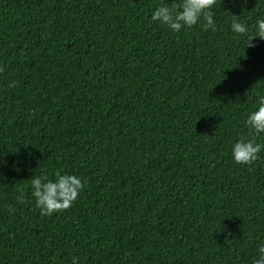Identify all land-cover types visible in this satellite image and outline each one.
Wrapping results in <instances>:
<instances>
[{
	"label": "trees",
	"instance_id": "trees-1",
	"mask_svg": "<svg viewBox=\"0 0 264 264\" xmlns=\"http://www.w3.org/2000/svg\"><path fill=\"white\" fill-rule=\"evenodd\" d=\"M177 2L0 0V264L259 256L264 149L241 165L231 146L264 96V40L245 47L231 21L252 31L264 0H218L216 32L151 21ZM57 172L83 190L41 216L30 180Z\"/></svg>",
	"mask_w": 264,
	"mask_h": 264
},
{
	"label": "clouds",
	"instance_id": "clouds-1",
	"mask_svg": "<svg viewBox=\"0 0 264 264\" xmlns=\"http://www.w3.org/2000/svg\"><path fill=\"white\" fill-rule=\"evenodd\" d=\"M218 0H179L171 6L161 4L152 12L151 21L162 27H166L173 33H179L181 29H191L200 23L203 18L202 28L204 31H217L214 19L215 8ZM247 3V0H243ZM221 3V0H220ZM250 31L249 26L238 19L231 21V30L238 36H246L245 47H255L254 38L264 40V19H257ZM4 71L0 68V73ZM12 82L9 87H15ZM246 133L240 134L239 138L231 146V155L235 163L251 165L259 159V153L264 149V143L257 142V138L264 134V96L259 97L258 108L247 115L245 120ZM84 184L80 177L74 174H61L57 172L55 179H50L47 174L32 176L30 180L31 196L41 216L50 217L54 213L69 209L83 190ZM15 197L17 203H26V191L19 188ZM11 214L16 211L12 204L6 205ZM259 256L253 257L252 264H264V245L258 249ZM78 257L72 258V264H78Z\"/></svg>",
	"mask_w": 264,
	"mask_h": 264
}]
</instances>
